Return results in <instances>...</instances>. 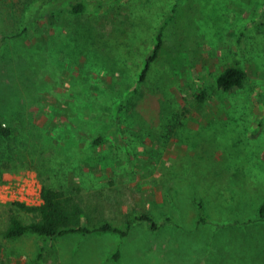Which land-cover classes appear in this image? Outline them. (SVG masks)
I'll return each instance as SVG.
<instances>
[{
    "label": "rangeland",
    "instance_id": "1",
    "mask_svg": "<svg viewBox=\"0 0 264 264\" xmlns=\"http://www.w3.org/2000/svg\"><path fill=\"white\" fill-rule=\"evenodd\" d=\"M43 1L0 0V122L26 128V135L9 142L0 137V264H34L42 245L40 264H264V223L256 219L264 202V163L254 159L264 148L244 149L239 160L249 161L238 165L228 161L233 151L227 148L235 150L234 143H220L217 134L204 145L196 143L198 130L212 121L233 120L231 136V127L264 136V32L241 33L249 22L262 20L264 0H163L154 34L167 15L174 13V19L165 25L161 55L142 83L135 75L151 53L153 34L139 38L124 71L109 62L116 59L114 52L78 59L58 44L78 22L88 21L100 38L113 42L106 44L126 48L117 35L127 36L122 29L129 30L138 11L125 0L111 9L105 4L101 12L91 6L77 17L63 7L60 19L47 12L25 29L27 3ZM152 22L142 32L151 30ZM23 37L25 49H17L16 40ZM236 58L246 65L248 82L217 91V73ZM206 87L213 97L201 102L198 93ZM125 93L129 102L118 112L117 101ZM10 102L18 116L23 113L25 125L8 115ZM67 104L81 113L66 114ZM94 132L104 133L103 142L88 144L87 134ZM35 143L40 146L34 148ZM196 153L199 161L222 163L182 168ZM171 163L182 170L169 169ZM70 172L93 220L122 224L139 210L152 213L160 224L153 228L138 221L126 236L71 233L47 241L30 233L3 236L12 213L24 221L33 218L11 202H38L44 178L68 184Z\"/></svg>",
    "mask_w": 264,
    "mask_h": 264
},
{
    "label": "trees",
    "instance_id": "2",
    "mask_svg": "<svg viewBox=\"0 0 264 264\" xmlns=\"http://www.w3.org/2000/svg\"><path fill=\"white\" fill-rule=\"evenodd\" d=\"M35 1H43V0H34ZM61 2L57 6L58 3H56V0H45L39 4V6L33 5L32 3H27V9L25 10V24L26 28H29V26L36 20L40 19V17L44 16V13H49L51 16L56 17L57 19L61 18L60 9L65 8L67 11L72 13V16L77 17L81 16L82 14L86 13L87 11L91 10V6L97 12H101V9L105 6L108 9H111L114 2L119 0H66L65 5L62 4L63 0H60ZM107 1V3H106ZM152 0H125V3H127L132 10L138 11L137 14L132 16L130 18V28L129 30L126 28L123 31H126L127 36L124 38H119L120 36L117 35V39H123V43H126L128 46L124 49L122 48L123 45L117 43L116 47L113 48L112 41L109 39L100 38L97 34V28L89 24L91 22H78V25L74 29H70L69 34L65 36V38L61 41H59V46L61 49L67 51L69 55L75 56L76 58H80L84 55L90 56L92 58L93 53L98 54H106V53H115L113 58L116 56V59L110 60L109 62L113 64V66H116V68L120 69L121 71H124L126 64V61L131 57L132 54L136 53L138 50V40L139 38H148L151 37L152 34L154 35L152 40V45L150 47L151 53L149 56L144 58L143 60V66L140 70V73L135 75V78L139 83H142V81H145L148 75L151 73L153 66L156 64L157 59L161 55V50L164 45V37H163V30L165 25L170 22L172 19H174V13L167 15L164 22L160 27L157 29L156 33L154 34L155 30V23L157 24V20L159 19L160 15H163L158 7L162 3L163 0H157V2L153 3L154 5H151ZM154 8V11H153ZM149 14V18L145 19V16ZM157 15V16H155ZM263 17L260 21H251L248 24H246L242 30L241 33L243 35H246L251 29L253 31L258 30L264 32V9H263ZM151 22L153 24H149L150 29L148 32H142V30L147 29L146 22ZM261 27V29H260ZM263 27V28H262ZM254 29V30H253ZM118 32V31H117ZM25 32H22L20 34H15L14 36H8L7 38L13 39L22 37ZM129 35V36H128ZM133 37L136 38V41H133V38H131V41H129V38ZM138 37V38H137ZM152 38V39H153ZM24 37L23 41L16 40L19 42L16 46L17 49H25V43H24ZM104 41V42H103ZM109 41L110 43L106 44V42ZM134 42V43H133ZM105 43V44H104ZM51 45V44H50ZM117 48V49H116ZM8 50V49H7ZM30 50V49H29ZM3 51H6V47H3ZM230 60L229 63L224 66L216 75V89L220 92H230L234 89H240L243 88L249 79V73L246 68V65L244 62H241L240 60L236 59H228ZM227 60V61H228ZM137 88H134L133 90L129 91L130 97L133 92H135ZM211 90V89H210ZM210 90L208 87L203 88L198 93V99L199 101L203 102L208 97H213L212 92L210 93ZM15 95L19 96L20 93H14ZM13 94V97H14ZM129 94L125 93V96L123 99L117 101V111L120 112L122 110V105L126 103L125 101H128L127 98H129ZM16 96V98H17ZM264 102V95H260ZM44 96L42 95L41 98ZM131 101L134 99H130ZM129 102V101H128ZM61 103V102H57ZM9 111L7 112L8 115L13 116V122L18 120H23V113L16 114L15 113V106L13 102H10ZM63 108L66 109V114L71 115H77L80 114L78 110H74L73 105L67 104ZM234 113L232 110H230L227 114L232 115ZM18 116V117H17ZM17 117V118H16ZM16 119V120H15ZM18 119V120H17ZM228 119V117H227ZM12 122V123H13ZM233 120L227 121L225 120L221 124L217 121H212L209 126L204 125L202 128L198 130L197 134V142L201 144H206L207 140L210 137H215L214 134H217L221 141H224L226 143H234L233 148L235 150L227 148L229 151L233 152H227L228 156L231 155L229 158V162L237 163L238 165L241 164V162H247L249 159L245 160H239L241 155L243 154V150L246 148H264V136H262L263 132L260 133L257 136H250L248 132L245 130L247 128H241L242 132H236L234 131V128L231 127L230 131L235 133V136H231L228 133L230 125H232ZM21 126L25 125V121L23 120L21 123ZM56 124V123H55ZM207 126V127H206ZM58 127V125H56ZM206 129H205V128ZM18 131L19 133H17ZM40 133V130H37ZM97 133V134H96ZM20 134L26 135V128L19 126V128H15L12 124L7 125L4 122H0V137L5 142H9V140L14 136L17 138ZM154 135V133H153ZM262 136V137H261ZM105 138L104 133L102 132H94V134L91 136V134H87L88 144L92 143L94 145L100 144L103 142ZM62 139L59 138V144L57 146H62ZM210 143V142H209ZM256 144V146L254 145ZM39 143H35L34 148H38ZM149 146L146 145V148ZM219 147V146H217ZM22 148V147H19ZM225 149V148H224ZM226 150V149H225ZM204 153V152H203ZM205 154V153H204ZM200 153H196V155L193 158V161L190 159L187 160V162L184 164V166H181L182 168H193L190 167L194 162H200V163H208L211 164L213 162L215 163H222V161H217L215 159H207L204 158L201 161L198 160L200 157ZM210 155V154H209ZM207 156V154H205ZM211 157V156H207ZM263 157V159H262ZM256 161H260L264 163V150H262L258 155L254 158ZM190 165V166H189ZM173 167H178L177 164H170L169 169ZM73 175L69 174V182L66 184L65 182L59 185H56L55 183L48 182V179L44 178L43 185L41 188V198L42 201L38 204H28L26 202L22 201H14L11 202V205L17 206L18 209L26 211L28 213H31L33 215V218L30 221H24L21 217H19L17 214L12 213L9 219V223L7 227L2 232L3 236L7 239H18L26 234H35L39 237H41L44 241H47L49 239L67 235V234H73V233H81L84 236L95 234V233H103V232H115L120 234L121 236H126L129 233V229L132 226L133 223H136L138 221H145L150 224L153 228H157L158 224L155 216L148 212V211H139L134 210V212L124 220L122 224H116L112 220L108 218H99L98 220H93L91 215L87 212L86 207L84 204L80 201L78 197V191H80V187L77 184L73 183ZM198 208L201 212V214L204 215L205 209H204V202L202 199H199L197 201ZM204 216H201V219H203ZM0 219H1V210H0ZM257 220H263L264 223V202L260 207V213L258 215ZM45 245H42L40 251L38 252L35 263L34 264H40L42 261L43 255H44ZM120 257V251H116L114 254L115 260H118Z\"/></svg>",
    "mask_w": 264,
    "mask_h": 264
},
{
    "label": "built area",
    "instance_id": "3",
    "mask_svg": "<svg viewBox=\"0 0 264 264\" xmlns=\"http://www.w3.org/2000/svg\"><path fill=\"white\" fill-rule=\"evenodd\" d=\"M39 198H40V200L38 202H33L32 204H38V203H40L42 201V198H41V189L39 191ZM25 200H27V199L26 198H20L18 201L25 202ZM26 203L30 204V202H26Z\"/></svg>",
    "mask_w": 264,
    "mask_h": 264
}]
</instances>
